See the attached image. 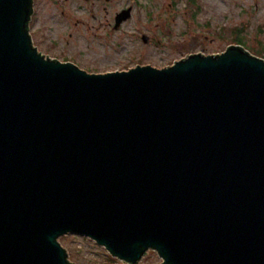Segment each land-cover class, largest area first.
<instances>
[{
  "label": "water",
  "instance_id": "95a60500",
  "mask_svg": "<svg viewBox=\"0 0 264 264\" xmlns=\"http://www.w3.org/2000/svg\"><path fill=\"white\" fill-rule=\"evenodd\" d=\"M0 0V264H264V59L240 45L90 74L46 58Z\"/></svg>",
  "mask_w": 264,
  "mask_h": 264
},
{
  "label": "rangeland",
  "instance_id": "374dc122",
  "mask_svg": "<svg viewBox=\"0 0 264 264\" xmlns=\"http://www.w3.org/2000/svg\"><path fill=\"white\" fill-rule=\"evenodd\" d=\"M146 3L156 6V13L161 12L164 31L156 36L162 41L160 50L144 48L136 36L125 31L103 41L96 39L93 30L80 28L70 39L67 55L79 60L82 69L103 71L117 68L128 53L139 55L142 51L144 58L150 55L148 60L160 69L179 60V53L166 49L171 39L173 45L189 49L192 54L215 55L231 45L242 44L264 59V0H146ZM48 53L60 61L67 57L57 50ZM59 241L74 264H123L118 260L112 262L104 248L84 236L66 235ZM139 264H162V261L150 251Z\"/></svg>",
  "mask_w": 264,
  "mask_h": 264
},
{
  "label": "flooded vegetation",
  "instance_id": "af4514ba",
  "mask_svg": "<svg viewBox=\"0 0 264 264\" xmlns=\"http://www.w3.org/2000/svg\"><path fill=\"white\" fill-rule=\"evenodd\" d=\"M31 1L32 15L28 26L30 38L33 46L46 58L60 61L57 56L48 53L57 50L61 55L67 56L60 62L72 63L90 74L125 72L139 66L157 68L148 60L150 55L146 54L144 58L142 51L139 55L128 53L125 59L122 58L121 64L116 65L117 68L103 71L82 69L78 64L79 60L67 55L71 37L81 29L93 30L96 39L103 41L111 39L117 32L125 31L129 36H136L144 48L155 47L160 50L162 41L156 36L164 31L161 12L156 13V6L147 5L146 0ZM166 49L179 53V60L192 54L189 49H184L178 44L173 45L171 39H168ZM176 61L178 60H173L162 68Z\"/></svg>",
  "mask_w": 264,
  "mask_h": 264
},
{
  "label": "trees",
  "instance_id": "16d2710c",
  "mask_svg": "<svg viewBox=\"0 0 264 264\" xmlns=\"http://www.w3.org/2000/svg\"><path fill=\"white\" fill-rule=\"evenodd\" d=\"M256 55V54H255ZM112 262H114V263H116L117 262V260H114V259H110Z\"/></svg>",
  "mask_w": 264,
  "mask_h": 264
}]
</instances>
